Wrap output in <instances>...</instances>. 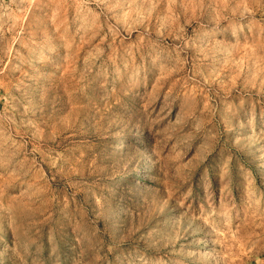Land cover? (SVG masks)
<instances>
[{
  "label": "rangeland",
  "instance_id": "rangeland-1",
  "mask_svg": "<svg viewBox=\"0 0 264 264\" xmlns=\"http://www.w3.org/2000/svg\"><path fill=\"white\" fill-rule=\"evenodd\" d=\"M0 264H264V0H0Z\"/></svg>",
  "mask_w": 264,
  "mask_h": 264
}]
</instances>
